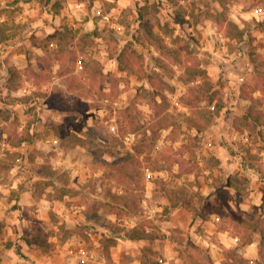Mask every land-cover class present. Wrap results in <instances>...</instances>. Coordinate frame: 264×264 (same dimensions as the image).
<instances>
[{"label": "rangeland", "instance_id": "obj_1", "mask_svg": "<svg viewBox=\"0 0 264 264\" xmlns=\"http://www.w3.org/2000/svg\"><path fill=\"white\" fill-rule=\"evenodd\" d=\"M249 110L264 0H0V264L133 228L128 264H264Z\"/></svg>", "mask_w": 264, "mask_h": 264}, {"label": "crops", "instance_id": "obj_2", "mask_svg": "<svg viewBox=\"0 0 264 264\" xmlns=\"http://www.w3.org/2000/svg\"><path fill=\"white\" fill-rule=\"evenodd\" d=\"M27 192L28 190H23L20 193L18 199L19 204L22 205L25 203L26 201L25 194H27ZM99 234H100L99 237L94 239L95 242L94 247L89 248V250L87 251L81 248L80 252L82 253L80 255L74 249L75 247L69 246V241H67L66 243L57 245L58 249H56L57 250V254L55 255L56 257L54 258L51 257V259L47 263L39 260V264H76L75 262L76 257L79 256L81 260H84L85 257H87L86 256L87 253H89V256L91 258L93 257V259H90V261H86V262L83 261L81 264H102L105 259H109L108 257L110 256V254L113 253V250H115V255L112 256L114 262L113 264H128V261H126V259L125 260L123 259L126 252L125 244L127 242H136L139 240V238H131L124 231L123 233H120L121 235H119V238H117V241L115 243L109 246H105L106 245L104 244L105 233L99 232ZM118 242H123V243L121 245L119 244L116 246ZM33 245L41 247L39 244L34 242ZM102 253L105 257V258L103 257L104 260L102 259L103 256ZM96 256L97 257L100 256L99 259H94ZM129 260H132L131 263L142 264V260H140L137 257H131V259Z\"/></svg>", "mask_w": 264, "mask_h": 264}, {"label": "trees", "instance_id": "obj_3", "mask_svg": "<svg viewBox=\"0 0 264 264\" xmlns=\"http://www.w3.org/2000/svg\"><path fill=\"white\" fill-rule=\"evenodd\" d=\"M249 116H251V118L253 119L254 122L258 123V124H264V115L261 112H257V111H252L249 110L248 111ZM27 140V137H23V139L21 140V144H23V142H25ZM51 173H49V178H52L54 171H52V169H49ZM141 232V233H139ZM126 234L128 236H130L131 238H141V237H145V236H149L150 233L147 231H138L137 229H132L131 231H127ZM117 239V237H114ZM113 244V243H112ZM111 245V244H110ZM108 246V245H107Z\"/></svg>", "mask_w": 264, "mask_h": 264}]
</instances>
